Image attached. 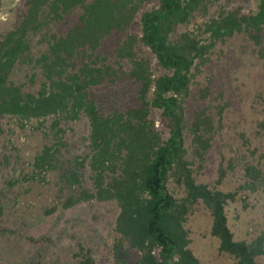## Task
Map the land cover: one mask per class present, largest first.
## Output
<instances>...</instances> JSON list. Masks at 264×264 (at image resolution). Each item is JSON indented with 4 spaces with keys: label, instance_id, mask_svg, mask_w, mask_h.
<instances>
[{
    "label": "trees",
    "instance_id": "1",
    "mask_svg": "<svg viewBox=\"0 0 264 264\" xmlns=\"http://www.w3.org/2000/svg\"><path fill=\"white\" fill-rule=\"evenodd\" d=\"M147 1L151 0H26L28 10L22 20L0 37V116L15 117L21 125L36 118L43 126L48 117L53 119V141L35 156L32 172L22 175V180L48 184V174L57 172L62 188L71 191L60 203L63 209L93 200L115 202L119 212L114 252L120 264L128 262L130 251L137 255L136 264H200L186 226L199 203L211 213V234L220 239V251L231 255L233 264H260L264 229L251 240H236L227 206L240 190L264 189V169L248 161L245 183L233 192L198 182L194 167L199 163L201 168L207 161L226 106L219 107L218 120L210 106L195 110L189 119L185 102L200 66L218 42L245 34L264 60V0H258L252 13L222 10L199 26L198 32L180 29L200 11H207L209 0H159L141 12ZM77 8L82 11L76 22L65 34L51 35L47 51L35 59L44 77L42 88L36 94L25 92L12 81L11 73L19 61H34L27 54L30 33ZM139 14L137 33L131 28ZM114 33L126 34L117 55L130 63L129 70L122 65L114 68L98 53ZM139 44L153 56L140 55ZM120 76L133 82L136 101L106 112L93 89ZM209 94L208 87L202 90L203 98ZM154 112L167 137L157 126ZM82 118L88 128V151L67 158L65 138L70 129L63 124ZM225 174L222 165L218 183ZM17 182L14 179L11 184ZM58 208L57 203L46 213ZM12 232L0 225V234ZM27 239L38 241L29 235ZM75 256L78 264H96L90 252L82 250Z\"/></svg>",
    "mask_w": 264,
    "mask_h": 264
},
{
    "label": "rangeland",
    "instance_id": "2",
    "mask_svg": "<svg viewBox=\"0 0 264 264\" xmlns=\"http://www.w3.org/2000/svg\"><path fill=\"white\" fill-rule=\"evenodd\" d=\"M209 1V9L197 13L180 31L198 32L199 26L222 10L238 8L243 13H252L258 5V0ZM158 2H145L141 12ZM27 10L26 0H1L0 37L14 29ZM81 11L77 8L61 20H49L40 31L30 33L27 54L34 61L21 60L16 64L11 73L16 85L22 86L25 92L38 93L44 77L35 65V59L47 51L50 36L65 34ZM140 14L131 28L133 32L140 33ZM125 35L114 33L109 36L98 53L114 68L122 65L129 70L130 63L117 55V48ZM137 51L143 56H153L142 44L137 46ZM206 87L210 94L203 98L201 93ZM93 93L99 107L106 112L123 109L136 101V89L126 76L106 81L94 88ZM222 105L226 108L222 121L217 124L212 149L203 166L200 168L197 163L194 167L195 176L198 182L233 192L245 183L244 168L248 161L260 163L264 169V60L245 34L220 41L212 48L209 59L200 66L193 79L190 96L185 102L189 119L203 106H210L219 119L217 111ZM153 117L167 137L168 131L160 123L158 112H154ZM52 121L48 117L41 126L36 118H32L21 125L15 117L0 116V225L14 231L0 234V264H78L75 255L82 250L90 252L96 264H120L114 252L115 222L119 212L115 202L93 200L63 209L60 203L71 191L62 188L57 172L48 174V184L22 180V175L32 172L35 156L45 144L53 141ZM63 127L70 129L65 138L68 143L66 157L85 154L88 151L86 120L82 118L63 124ZM222 165L226 174L218 183ZM88 176L87 172L85 185L89 188L92 183ZM14 179L18 182L12 185ZM57 203L58 210L47 214L46 210ZM227 213L235 239L251 240L264 229V189L240 190L236 200L227 206ZM186 226L192 239L191 248L200 264H233L231 255L220 251V239L211 234L212 216L204 204L194 206ZM28 235L38 241L31 242ZM130 254L125 264H136L137 255L132 251ZM259 261L264 264V258Z\"/></svg>",
    "mask_w": 264,
    "mask_h": 264
},
{
    "label": "water",
    "instance_id": "3",
    "mask_svg": "<svg viewBox=\"0 0 264 264\" xmlns=\"http://www.w3.org/2000/svg\"><path fill=\"white\" fill-rule=\"evenodd\" d=\"M0 10H1V0H0ZM0 50H1V41H0Z\"/></svg>",
    "mask_w": 264,
    "mask_h": 264
}]
</instances>
